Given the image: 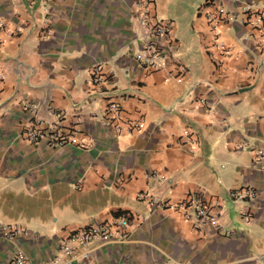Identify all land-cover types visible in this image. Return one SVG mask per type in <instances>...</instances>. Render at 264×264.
Wrapping results in <instances>:
<instances>
[{"label": "crops", "instance_id": "crops-1", "mask_svg": "<svg viewBox=\"0 0 264 264\" xmlns=\"http://www.w3.org/2000/svg\"><path fill=\"white\" fill-rule=\"evenodd\" d=\"M146 2L0 0V264L19 253L44 264L70 235L122 214L130 225L77 247L73 264H264V163L253 164L264 148V0H151L150 18L170 27L160 69L134 58ZM25 101L53 121L51 103L64 126L78 120L75 143L22 140ZM244 185L257 198L234 201ZM145 191L168 206L138 200ZM190 194L220 204L226 231L194 227L178 208ZM4 225L25 231L8 238Z\"/></svg>", "mask_w": 264, "mask_h": 264}, {"label": "built area", "instance_id": "built-area-1", "mask_svg": "<svg viewBox=\"0 0 264 264\" xmlns=\"http://www.w3.org/2000/svg\"><path fill=\"white\" fill-rule=\"evenodd\" d=\"M150 2L151 0H147L146 5H144V8L140 10L137 16L141 32L138 37L139 47L134 52V58L139 65L145 68L160 69L166 66L170 57L169 50L162 44V39L167 36L170 27L163 21L150 18L148 8ZM220 13L230 20L235 19L232 12L226 10L224 7L220 8ZM2 25L3 22L0 21V26ZM90 71L93 82H100L103 79L102 65H95ZM23 107L25 110L31 111L33 117L22 128V140L34 145L44 144L51 149H61L75 143L76 135L79 132L78 120L70 125L64 126L62 124L64 113L56 110L49 102L45 104V107L54 117L53 121L39 115L40 105L38 103L34 104L31 101H25ZM109 110L115 114L120 112L119 106L115 104H112ZM253 151L256 154L253 162L254 166L263 167L264 148L255 147ZM257 194L258 190L253 185H244L231 190L232 198L236 202L253 201L257 198ZM138 200L147 201L156 207L168 206V203L161 197H154L148 191L140 192L138 194ZM215 205L216 208L212 210L201 197L190 194L187 200L180 204L178 208L183 211L185 217L198 229L209 224L223 229L221 223L222 208H220L219 203ZM242 215L246 221L250 222L251 218L246 212L242 211ZM129 225L130 216L128 214H122L104 224H89L79 232L70 235L66 240L61 241L56 255L44 264H73L74 252L77 247L86 246L97 239H111L117 234L115 232L117 226L127 227ZM24 231L25 229L18 225L3 226L4 235L8 238H14ZM11 261L13 264H31L21 253L14 255Z\"/></svg>", "mask_w": 264, "mask_h": 264}]
</instances>
